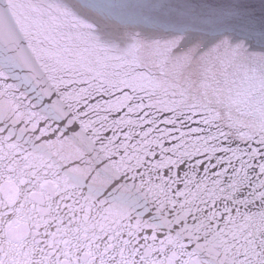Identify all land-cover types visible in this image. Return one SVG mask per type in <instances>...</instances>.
I'll return each instance as SVG.
<instances>
[{
  "label": "snow or ice",
  "instance_id": "6c2138e0",
  "mask_svg": "<svg viewBox=\"0 0 264 264\" xmlns=\"http://www.w3.org/2000/svg\"><path fill=\"white\" fill-rule=\"evenodd\" d=\"M0 264H264V0H0Z\"/></svg>",
  "mask_w": 264,
  "mask_h": 264
},
{
  "label": "water",
  "instance_id": "95a60500",
  "mask_svg": "<svg viewBox=\"0 0 264 264\" xmlns=\"http://www.w3.org/2000/svg\"><path fill=\"white\" fill-rule=\"evenodd\" d=\"M255 2H257V3H258V2H259V0H255Z\"/></svg>",
  "mask_w": 264,
  "mask_h": 264
}]
</instances>
